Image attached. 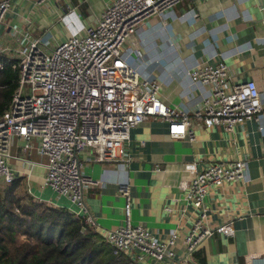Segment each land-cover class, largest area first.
I'll return each instance as SVG.
<instances>
[{
	"label": "crops",
	"instance_id": "0c3cea01",
	"mask_svg": "<svg viewBox=\"0 0 264 264\" xmlns=\"http://www.w3.org/2000/svg\"><path fill=\"white\" fill-rule=\"evenodd\" d=\"M111 2L12 0L0 43L18 45L8 32L14 25L32 37L57 43L82 25L95 26ZM74 7L75 13L66 15ZM61 16H65L63 21H59ZM123 55L142 78L161 83L164 102L190 113L211 94L208 84L194 82L189 75L203 62L228 66V88L254 80L264 104V0H183L140 25L125 43ZM193 128V140L174 139L166 120L148 119L131 130L126 159L119 162H97L94 150L85 149L80 156L82 170L95 181L86 188V202L96 221L92 228L105 236L124 224L125 200L118 188L121 182H129L133 224L165 241L173 231L179 233L173 260L146 255L139 264H264V113L233 131L221 125L206 128L198 121ZM15 138L10 153L21 158L11 159L16 178H22L37 201L73 210L68 198L42 187L48 157L35 149L24 152L25 142ZM237 159L246 160L245 178L211 186L205 201L208 223L232 222L234 235L215 233L187 257L184 238L194 215L182 184L190 182L194 173L185 168L186 163L197 161L202 169L215 160Z\"/></svg>",
	"mask_w": 264,
	"mask_h": 264
},
{
	"label": "built area",
	"instance_id": "2783aa9c",
	"mask_svg": "<svg viewBox=\"0 0 264 264\" xmlns=\"http://www.w3.org/2000/svg\"><path fill=\"white\" fill-rule=\"evenodd\" d=\"M51 1L55 0H37L41 4ZM182 1L112 0L95 26L82 25L54 44L43 36H30L18 25L9 28L18 45L0 43V54L12 55L13 68L19 71L20 79L9 107L0 116V186L11 184L17 177L11 159L21 158L10 153L17 137L25 142L24 152L35 149L48 157L42 187L68 198L75 206L71 210L74 216L92 228L96 221L86 202V188L95 181L82 170L80 156L85 149L94 150L97 162L123 161L131 130L151 118L166 120L172 138L190 140L194 139V121L206 128L221 125L233 131L248 120H259L264 104L260 102L257 83L249 80L228 88L230 74L224 62H203L189 71L194 82L211 88L210 96L190 113L164 102L160 97L161 83L142 78L125 59V43L137 28ZM11 3L12 0H0V24H5ZM75 11L76 7L70 8L66 15ZM3 67L0 59V70ZM246 166L243 159L215 160L202 169L197 161L186 163L185 168L194 173L190 182L182 184L184 199L194 215L184 238L187 257L215 233L234 235L232 222L208 223L205 201L211 186L244 179ZM118 192L125 200V222L104 236L114 253H125L137 263L146 255L173 260L179 233L173 231L165 241L133 224L131 184L121 182Z\"/></svg>",
	"mask_w": 264,
	"mask_h": 264
},
{
	"label": "trees",
	"instance_id": "16d2710c",
	"mask_svg": "<svg viewBox=\"0 0 264 264\" xmlns=\"http://www.w3.org/2000/svg\"><path fill=\"white\" fill-rule=\"evenodd\" d=\"M0 116L19 85L15 59L0 55ZM22 178L0 186V264H139L115 254L105 237L66 207L38 202L19 191Z\"/></svg>",
	"mask_w": 264,
	"mask_h": 264
},
{
	"label": "rangeland",
	"instance_id": "374dc122",
	"mask_svg": "<svg viewBox=\"0 0 264 264\" xmlns=\"http://www.w3.org/2000/svg\"><path fill=\"white\" fill-rule=\"evenodd\" d=\"M7 20V19H6ZM14 38V37H13ZM15 139H17V138H15ZM20 144H21V142H20ZM14 145H15V141H14ZM25 144L24 143H22V146H24ZM27 185L25 184V183H23L22 185H21V187H20V189H19V191L20 192H22V194H30V192H29V189H28V187H26ZM39 202V201H38Z\"/></svg>",
	"mask_w": 264,
	"mask_h": 264
},
{
	"label": "water",
	"instance_id": "95a60500",
	"mask_svg": "<svg viewBox=\"0 0 264 264\" xmlns=\"http://www.w3.org/2000/svg\"><path fill=\"white\" fill-rule=\"evenodd\" d=\"M4 28H5V25L4 24H0V34L3 32Z\"/></svg>",
	"mask_w": 264,
	"mask_h": 264
}]
</instances>
